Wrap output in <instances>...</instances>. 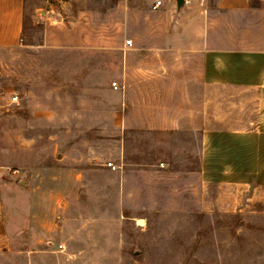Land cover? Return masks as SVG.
<instances>
[{"label":"rangeland","instance_id":"obj_1","mask_svg":"<svg viewBox=\"0 0 264 264\" xmlns=\"http://www.w3.org/2000/svg\"><path fill=\"white\" fill-rule=\"evenodd\" d=\"M155 1L25 0L0 48V264H264V200L222 208L199 172L229 126L204 55L264 47L261 16Z\"/></svg>","mask_w":264,"mask_h":264},{"label":"crops","instance_id":"obj_2","mask_svg":"<svg viewBox=\"0 0 264 264\" xmlns=\"http://www.w3.org/2000/svg\"><path fill=\"white\" fill-rule=\"evenodd\" d=\"M260 1L258 8L251 0H221L219 5L230 13L258 14L264 28ZM24 15L25 0H0V48L19 44ZM204 59L213 116L229 126L203 132L200 178L218 189L216 201L222 208L236 210L245 197L264 200V47L209 50ZM224 95V104L219 103ZM235 101L241 103L240 112Z\"/></svg>","mask_w":264,"mask_h":264},{"label":"built area","instance_id":"obj_3","mask_svg":"<svg viewBox=\"0 0 264 264\" xmlns=\"http://www.w3.org/2000/svg\"><path fill=\"white\" fill-rule=\"evenodd\" d=\"M163 5V1L162 0H156L153 5H152V9L153 10H158L162 7ZM133 45V41L130 39V40H127L126 43H125V47L126 48H131V46ZM113 86L115 87V89H119L121 86L118 85V82H113ZM20 101V94L19 92H14L12 94V96H10V103H18ZM163 165V164H162ZM108 166L109 167H112V168H116L117 166L111 161L108 163ZM14 172H18V170H15ZM60 248H64V244L61 243L60 244Z\"/></svg>","mask_w":264,"mask_h":264},{"label":"trees","instance_id":"obj_4","mask_svg":"<svg viewBox=\"0 0 264 264\" xmlns=\"http://www.w3.org/2000/svg\"><path fill=\"white\" fill-rule=\"evenodd\" d=\"M251 6L254 8H258L261 6V1L260 0H251Z\"/></svg>","mask_w":264,"mask_h":264},{"label":"water","instance_id":"obj_5","mask_svg":"<svg viewBox=\"0 0 264 264\" xmlns=\"http://www.w3.org/2000/svg\"><path fill=\"white\" fill-rule=\"evenodd\" d=\"M185 4V0H177L178 7H182Z\"/></svg>","mask_w":264,"mask_h":264},{"label":"bare ground","instance_id":"obj_6","mask_svg":"<svg viewBox=\"0 0 264 264\" xmlns=\"http://www.w3.org/2000/svg\"><path fill=\"white\" fill-rule=\"evenodd\" d=\"M139 221H141V219H139Z\"/></svg>","mask_w":264,"mask_h":264}]
</instances>
